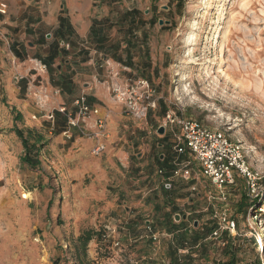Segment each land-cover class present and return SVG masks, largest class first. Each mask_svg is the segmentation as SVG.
Here are the masks:
<instances>
[{
	"label": "rangeland",
	"instance_id": "obj_1",
	"mask_svg": "<svg viewBox=\"0 0 264 264\" xmlns=\"http://www.w3.org/2000/svg\"><path fill=\"white\" fill-rule=\"evenodd\" d=\"M105 1L123 8L135 3L138 39L147 38L144 49L152 47L146 51H151L152 60L148 57L144 62L139 55L140 73L127 77L147 79L158 98L157 107L137 123L143 120L144 127L149 120L153 130L171 110L178 117L199 120L210 130L223 131L245 149L249 163L260 172L261 194L246 195L241 178L232 186L216 188L199 174L201 194L195 196V210L187 219L167 227L171 221L165 223L160 213L164 206L152 197L151 203L161 208L149 209L148 218L139 219L140 227L132 233L138 219L134 213L126 214L122 201L138 209L136 195H147L145 175L122 171L123 182L104 187L99 173L84 169L101 167L103 158L98 157L105 149L96 155L91 147L88 156L79 158L75 152L81 148L56 143L61 129L56 130L55 122L48 134L50 125L42 119L46 137L40 164L31 169L20 159L21 142L13 131L16 123L10 122L15 110L5 111L8 117L0 121V264H95L93 258L106 264L112 255L98 237L86 245L85 254H76L77 236L89 228L99 232L105 224L116 228L120 240L122 234H138L131 244L121 242L117 258L122 264L129 259L139 264H222L231 254L234 264H264V0H99L94 4ZM112 13L118 17L121 10ZM222 69L226 76L221 75ZM33 106L40 108L34 102ZM51 113L48 119L54 124ZM122 116L129 118L123 112ZM20 121L16 122L21 126ZM167 125L180 133L175 122ZM77 130L78 137L89 139L85 133L90 129ZM134 160L135 165H145L144 156ZM191 168L198 173L193 163ZM139 189L143 191L133 192ZM241 195L250 204L245 213L237 210ZM111 206L114 210H108ZM223 211L235 221L232 233L217 218ZM143 219L151 220L158 239L149 237Z\"/></svg>",
	"mask_w": 264,
	"mask_h": 264
},
{
	"label": "crops",
	"instance_id": "obj_2",
	"mask_svg": "<svg viewBox=\"0 0 264 264\" xmlns=\"http://www.w3.org/2000/svg\"><path fill=\"white\" fill-rule=\"evenodd\" d=\"M98 1L0 0V5H5L4 14L0 13V121L2 117H8L5 111L13 114L14 108L21 113L22 119L20 126L11 118L12 125L16 123L19 128L32 129L40 140L37 141L39 144L46 137L45 127L39 120L48 121V134L52 133L56 122V130L61 129L56 137H61V140L52 138L51 141L70 143L72 149L81 148L75 152L77 157L88 156V150L94 144L93 139L78 137L77 128H71L68 134H64L68 129L67 120L63 112L59 113L62 107L74 111L72 102L79 95H85L92 108L97 107L101 113L106 114L108 139L103 155L98 157L103 158L101 167L85 168L84 171L99 173L97 178L104 187L113 186L119 180L123 182L125 177L122 171H140L146 177L147 195H136V211L132 209L133 205L129 206L126 200L122 201L126 214L134 213L135 219H138L131 229L132 233L140 227L139 219L145 215L148 218L149 209L161 208L151 203L152 197L157 200L159 198L164 206V211L160 212L164 216L162 220L165 223L171 221L167 227H172L187 219L192 208L195 210V196L199 198L201 194L196 179L199 174L202 175L199 169H196V173L191 168L192 163L197 165L190 151H175L180 133L172 127L161 122L164 132L159 134L156 130L160 125L151 130L149 120L143 127V120L137 123L136 118L122 116L121 105L109 93L108 81L115 72L119 73L118 79L140 73L139 55L144 62L148 57L152 60L153 54H148L151 51L146 52L152 50V47L144 49L147 38L142 36L141 40L138 39L139 18L136 16L135 3L123 8V4L118 2L94 4ZM23 3L21 7H16ZM112 10H121L118 14L120 18ZM43 64L45 70L40 68ZM40 95L47 97L44 104L37 100ZM33 102L40 108L33 106ZM42 109L43 115H38ZM51 112H54V124L48 119ZM94 118L92 115L86 119V128L95 130ZM62 135L73 139L66 140ZM17 139L20 143V139ZM141 156L145 158V165H135L134 159ZM186 159L192 160H188L191 168L189 178L174 175V170L186 163ZM153 168L157 170L154 172ZM202 178L203 181L207 180L204 176ZM142 191L139 189L133 192ZM185 205L189 206L188 211ZM112 206L108 210H114ZM175 215H178V219ZM144 223L151 228V220L145 219ZM130 234H122L120 241L131 244L133 237L138 234L133 237Z\"/></svg>",
	"mask_w": 264,
	"mask_h": 264
},
{
	"label": "built area",
	"instance_id": "obj_3",
	"mask_svg": "<svg viewBox=\"0 0 264 264\" xmlns=\"http://www.w3.org/2000/svg\"><path fill=\"white\" fill-rule=\"evenodd\" d=\"M4 10L5 5L1 4L0 13L4 14ZM40 68L45 70V65H40ZM118 76L119 73L115 72L108 81L111 97L121 105L122 112L126 116L136 119L145 118L150 110L157 107L158 103L152 85L147 79H118ZM46 99L45 95L37 97L41 104H44ZM72 103L74 111H68L65 107L59 110L65 114L67 120L68 129L63 133L68 134L70 128H84L86 119L93 115L95 130H90L85 134L94 141L91 153L99 154L105 149V140L108 139L106 114L101 113L97 107L92 108L87 103L85 95H79ZM48 117L51 118L52 113ZM163 118V125L167 122H175L180 128V137L174 147L175 151L178 153L184 152L185 149L190 151L201 175L209 179L210 184L216 188H224L234 185L236 178H241L245 183L246 195L253 198L261 194V174L256 167L251 166L245 149L239 143L232 142L226 133L219 129L210 130L199 120L178 117L171 110H166ZM173 173L189 178L190 164L183 163ZM217 218L230 233L235 231V221L228 218L225 211L219 212ZM147 230L153 239H158L157 234L152 232L151 228L147 227ZM212 235L215 238L218 236L216 231H213ZM99 238L112 255L107 257L106 264H122L117 258V252L122 251V245L117 237L116 228L111 224H105ZM95 264H103V261L95 258ZM124 264H139V261L129 259Z\"/></svg>",
	"mask_w": 264,
	"mask_h": 264
},
{
	"label": "trees",
	"instance_id": "obj_4",
	"mask_svg": "<svg viewBox=\"0 0 264 264\" xmlns=\"http://www.w3.org/2000/svg\"><path fill=\"white\" fill-rule=\"evenodd\" d=\"M14 110V108H12ZM14 121H20L22 119V115L19 112H16L14 115ZM13 131L17 138L20 139L22 148H23V156L21 157V162L27 167H30L31 169L36 168L40 164V149L43 147V142L41 144H38L37 141H40L36 133L33 132L32 129L28 128L23 130L22 128H19L17 125H14ZM255 201L254 199H252ZM248 198L246 195H241L240 203L238 204L237 210L239 212L245 213L246 208L250 204L247 203ZM252 201V202H253ZM251 202V205L254 203ZM256 215V214H255ZM103 228L97 232L92 228L83 230L78 236L77 241L78 245H76V254L79 256L78 253L85 254V248L86 245L92 240L94 237H100L101 231ZM80 257V256H79ZM234 256L231 254V258L226 263L222 264H234ZM76 264H85L84 261H79Z\"/></svg>",
	"mask_w": 264,
	"mask_h": 264
},
{
	"label": "water",
	"instance_id": "obj_5",
	"mask_svg": "<svg viewBox=\"0 0 264 264\" xmlns=\"http://www.w3.org/2000/svg\"><path fill=\"white\" fill-rule=\"evenodd\" d=\"M156 132L159 134H162L164 132V126L163 125L158 126ZM175 218L178 219V215H175ZM196 223H197V221H194V226L196 225Z\"/></svg>",
	"mask_w": 264,
	"mask_h": 264
},
{
	"label": "bare ground",
	"instance_id": "obj_6",
	"mask_svg": "<svg viewBox=\"0 0 264 264\" xmlns=\"http://www.w3.org/2000/svg\"><path fill=\"white\" fill-rule=\"evenodd\" d=\"M221 71H222V74L221 75H224V76L227 75L223 69Z\"/></svg>",
	"mask_w": 264,
	"mask_h": 264
}]
</instances>
